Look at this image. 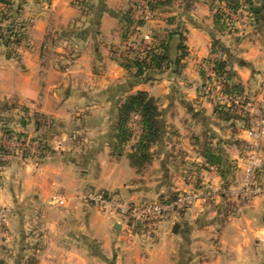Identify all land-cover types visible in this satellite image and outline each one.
Here are the masks:
<instances>
[{
	"label": "crops",
	"instance_id": "1",
	"mask_svg": "<svg viewBox=\"0 0 264 264\" xmlns=\"http://www.w3.org/2000/svg\"><path fill=\"white\" fill-rule=\"evenodd\" d=\"M179 1L182 22L174 11L168 30L179 23L186 29L189 54L182 72L170 70L133 87L111 50L122 44V12L135 18L143 0L0 2L4 25L13 23L23 33L14 51L0 45V101L18 112L0 115V141L11 144L21 134L35 147L29 159L3 154L8 161L0 174V208L8 211L2 227L13 255L4 264H25L30 223L40 243L37 264H264V194L244 202L227 194L239 184L247 149L257 142L247 130L259 121L264 92V5L246 37L216 23L214 8H225L224 2ZM155 23H146L143 33ZM63 30L81 33L56 37ZM215 59L228 61L231 83L244 89L241 119H220L214 101L199 97L201 71ZM138 91L156 100L164 128L141 167L130 162L137 142L120 147L115 139L121 99ZM258 142L264 157V129ZM208 145L227 160L225 175L220 172L227 190L207 205L172 214L154 243L127 220H113L75 198L78 191H106L127 202L161 200L199 188L209 175L203 154ZM259 176L264 189V164ZM55 193L71 203L47 211ZM28 208L38 213L29 215Z\"/></svg>",
	"mask_w": 264,
	"mask_h": 264
},
{
	"label": "built area",
	"instance_id": "2",
	"mask_svg": "<svg viewBox=\"0 0 264 264\" xmlns=\"http://www.w3.org/2000/svg\"><path fill=\"white\" fill-rule=\"evenodd\" d=\"M147 16L145 19L151 18L152 11L149 4L146 7ZM228 21L239 22L244 27H249L254 21V17L251 12L234 13L226 10ZM140 31V30H139ZM152 47V38L148 33L142 35H135L133 39L127 41L123 46L116 48V56L118 58L134 57L142 58L147 51ZM209 77L211 82L215 86L211 90L216 93V101L220 104L226 105L228 108L238 109L244 115L246 114L247 102L244 96H229L222 91L218 82L215 80V71L213 62L210 63ZM260 118L256 126L247 130V134L257 140L252 144L245 155V164L242 168L243 174L239 184L231 189H226L227 192L232 195L233 198L242 201H249L264 194V190L261 186L259 179V172L264 164V157L260 143L258 142L263 134L264 129V92L260 99ZM139 115H133L130 121V127L134 134L131 137L132 142H137L139 136L140 125ZM11 147L16 150L17 153H21L24 156L28 155L32 157L35 152L34 143L26 138H17L10 142ZM8 144H0L1 148H9ZM0 163V170L5 168ZM209 175L203 184L196 189L186 191L178 194V196L170 201L163 202L161 200H138L129 203H125L117 196L112 195L106 191L87 192L78 191L75 198L79 203L87 206L96 207L104 215L113 220L119 218L128 221L133 229H139L141 232H146L149 236L158 237L159 229L162 223L169 217L170 214H180L197 205H206L216 200L220 191L225 188V184L220 177V168L216 165L209 166ZM220 179V186L217 187L214 183V178ZM225 191V190H224ZM47 205L51 207L66 208L71 203V198L63 193L52 194L47 200ZM7 212L4 209H0V219L5 222Z\"/></svg>",
	"mask_w": 264,
	"mask_h": 264
},
{
	"label": "trees",
	"instance_id": "3",
	"mask_svg": "<svg viewBox=\"0 0 264 264\" xmlns=\"http://www.w3.org/2000/svg\"><path fill=\"white\" fill-rule=\"evenodd\" d=\"M5 2L6 0H1ZM11 1V0H9ZM7 4H10V2ZM225 3V6L234 13H237L243 4L241 0H220ZM149 4L152 12L155 13L158 4L168 5L172 0H146ZM260 5L253 7V0H248L247 4L251 7L253 17L258 24L263 14L264 0H259ZM213 6V5H212ZM256 8V9H255ZM225 13L222 9H218L215 13V20L217 24L222 25V17ZM129 24H134L133 18L126 17ZM137 25L144 26L145 21L142 19L137 22ZM128 32V31H127ZM124 38H126L124 36ZM177 39L178 43L176 47H173V41ZM127 40V39H125ZM186 29L179 23L175 29L167 30L166 36L163 39H153L152 47L142 58L125 57L121 58L119 65L123 67L129 77L132 79L130 87L143 82H151L155 80V75L164 74L167 71L173 70L176 74H180L184 68L183 61L188 56V47L186 46ZM219 43L214 42V51ZM214 64L215 80L219 81L222 91L229 96H243L244 89L239 83H231L234 74L229 69L227 60L215 59L212 60ZM215 113L219 115L220 119L230 122L233 120L243 118V113L238 109L228 108L226 105H215ZM133 115H139L141 135L137 143L133 146V152L130 154V160L132 164L137 167L143 166L146 162H149L150 150L152 146L159 142L163 135V122L161 119V111L158 108L157 102L154 98L145 91H138L134 94L128 95L124 102L118 108V123L116 126L115 139L118 146H122L130 141L132 137L130 121ZM19 139L25 138L23 135H17ZM204 157L206 164L209 166L216 165L220 168L222 175H225L227 160L219 150H213L211 146L204 148ZM4 154H8L9 151L4 148L0 149ZM43 157V155H41ZM177 195L169 198H162L163 202H170L174 200Z\"/></svg>",
	"mask_w": 264,
	"mask_h": 264
},
{
	"label": "rangeland",
	"instance_id": "4",
	"mask_svg": "<svg viewBox=\"0 0 264 264\" xmlns=\"http://www.w3.org/2000/svg\"><path fill=\"white\" fill-rule=\"evenodd\" d=\"M7 2L9 1V0H6ZM6 1L5 2H2L1 0H0V2H2V3H4L5 5H7V6H9L10 4H7L6 3ZM242 2V4H243V7L237 12V13H240V12H251V7L247 4V1L248 0H241ZM10 3H11V1H9ZM253 3H254V6L253 7H258L259 5H260V2H259V0H253ZM146 7H147V2H146V0H143V3L142 4H138V7H137V10H136V12H135V18H133V17H130V18H133L134 20H135V22H134V24H129L128 23V20H126V18H125V14L127 13V10L125 11L124 10V13L122 12V15H121V17H122V25H123V28L120 30V38H121V40H122V44L120 45V46H123L127 41H129V40H131V39H133V37L135 36V35H137V34H139V35H142V34H145V33H148L149 35H151V38H152V41H153V39H163L164 38V36H166V32H167V30H168V28H169V25H168V19L170 18V17H172L171 15L173 14V12L174 11H176V13L178 14V16H176V17H178L179 18V20H180V22H182V17H181V15H180V13H181V9H182V2L181 1H175V2H173L172 4H168V5H165V4H158L157 5V7H156V10H155V13L154 12H152V14H151V18L149 19V20H147V19H145V17L147 16V14H146ZM219 8L218 7H215L214 8V11H217ZM256 9V8H255ZM226 10H229L227 7H225V8H222V11L225 13V16H223L222 17V25L226 28V30H231V31H233V30H235V29H238L239 30V33L241 34V35H243V36H246V37H248V36H250L251 35V30L255 27V26H257L258 24L256 23V19L254 18V21H252V23H251V25L249 26V27H244V25L243 24H241V23H239V22H231L230 23V21H228V18H227V15H226ZM5 10H1L0 11V45H4L5 46V48H8L9 50H12V51H14V48H16V43H18V39H20V38H22V36H23V33H22V31H20V29H19V27H17L15 24H13V23H8V24H6V25H4V23H3V21L1 20V18H3L4 16H6V13L4 12ZM230 11V10H229ZM252 13V12H251ZM129 15V14H128ZM252 15H254L253 13H252ZM137 16V17H136ZM129 19V18H128ZM142 19H144V21H145V24L146 23H148V22H156L155 23V28H153L151 31L152 32H144L143 33V31H142V27L143 26H138L137 25V22H140ZM17 27V28H16ZM139 29L141 30V31H139ZM128 31V32H127ZM81 33V31H75V30H63V31H58L57 33H56V37H59L60 39H62V38H69V37H72V36H77V34H80ZM122 36V37H121ZM124 36L126 37V38H124ZM125 39H127V40H125ZM120 46H114V47H112V50H111V53H112V58L114 59V60H116V61H119L121 58H118L117 56H116V48H118V47H120ZM210 64H208L207 62L205 63V70L207 71V70H209L210 71V66H209ZM205 70H202L201 71V74H202V84H201V86L198 88L199 90V97H202V98H205L206 99V101L207 100H209V101H211V102H213L214 101V105H217V104H220L219 103V101H216L217 99H215L216 98V93L214 92H212L211 90L214 88V90L216 89L215 87L217 86V85H215V86H211V85H213V83L211 82V78L209 77V74H207L206 73V71ZM166 73V72H165ZM206 74H207V76H206ZM161 75V74H160ZM160 75H155V76H160ZM154 76V77H155ZM158 79V78H157ZM155 81H156V77H155ZM217 81V80H216ZM218 82V84H219V86L221 87V85H220V83H219V81H217ZM128 96V95H127ZM127 96H125L124 97V99H121V103H120V105L124 102V100L126 99V97ZM15 106V104H13V105H11V106H9V104L7 103V102H1L0 101V115H2V114H9V115H11V114H14V113H16L17 111H16V109H14L13 107ZM11 107V108H10ZM18 113V112H17ZM244 116V115H243ZM218 117H219V115H218ZM141 130V129H140ZM131 132H132V135L134 134V131H132V129H131ZM137 135L138 136H140L141 135V131L139 132V133H137ZM15 139H17V135H16V138ZM2 143H5V144H8L6 141H0V144H2ZM6 146H10L11 147V145L10 144H8V145H6ZM12 148V147H11ZM5 150H8V151H11V152H15L16 154H18L22 159H29V158H31L30 156H28V155H23V154H21V153H17L16 152V150L15 149H9V148H4ZM248 150V149H247ZM14 153V154H15ZM247 153V152H246ZM4 154V152H1L0 151V163L6 168V164H7V161H8V159H7V157L5 156V155H3ZM131 162V161H130ZM1 165V166H2ZM5 168H3L2 170H0V174L2 173V172H4V170H5ZM262 169V168H261ZM261 171V170H260ZM260 173V172H259ZM259 179H260V176H259ZM261 183V182H260ZM261 186H262V184H261ZM263 188V187H262ZM224 190H226L225 188L224 189H222L221 191H224ZM264 190V189H263ZM220 191V192H221ZM88 192V191H87ZM90 192V191H89ZM221 194V193H220ZM227 194L229 195V198L230 199H235V198H233L232 197V195H230V193H228L227 192ZM235 200H237V199H235ZM238 201H242V200H238ZM123 202H125V203H129V202H127V201H123ZM242 202H244V201H242ZM211 203V202H210ZM46 205H47V203H46ZM207 205V204H206ZM55 208H59V207H51V206H49V205H47V211H49V210H52V209H55ZM0 209H2V208H0ZM4 209V208H3ZM5 211L7 210V209H4ZM28 211H27V213L29 214V215H34V214H36V213H38V211H37V209L36 210H33L32 208H28L27 209ZM7 212V217H6V220L8 219V211H6ZM45 213L46 211H43V210H40V213ZM173 214V213H172ZM172 214H170L169 215V217H171L172 216ZM168 217V218H169ZM167 218V219H168ZM166 219V220H167ZM119 220H122L121 218H119ZM125 220V219H124ZM165 220V221H166ZM2 223H4L1 219H0V252H1V254H0V264H4L5 262V260H7L8 259V256H9V258L11 257V256H13L12 254H10V252H8V249H10V248H8L7 247V245L6 244H4V243H6L7 242V240H6V238H7V235H6V231L4 230V228L2 227ZM30 226H29V230H28V233H30L29 235H30V242H29V244L28 245H30L29 246V252H27V254H26V257H25V264H37V262H38V257H39V253L37 252L38 251V248H40V243L39 242H37V239L38 238H36L35 236H34V234H33V226H34V224L33 223H30L29 224ZM162 231V227L160 226V229H159V231ZM139 232H141V231H139ZM142 234V237L144 238V239H146L147 241H149V242H156L155 241V237H152V236H149L146 232H144V231H142L141 232ZM34 236V237H33ZM31 243V244H30ZM8 255V256H7ZM10 259H12V258H10ZM11 261V263H12V261H13V259L12 260H10Z\"/></svg>",
	"mask_w": 264,
	"mask_h": 264
},
{
	"label": "water",
	"instance_id": "5",
	"mask_svg": "<svg viewBox=\"0 0 264 264\" xmlns=\"http://www.w3.org/2000/svg\"><path fill=\"white\" fill-rule=\"evenodd\" d=\"M178 228H179V225H176L175 226V229H174V233H177L178 232Z\"/></svg>",
	"mask_w": 264,
	"mask_h": 264
}]
</instances>
